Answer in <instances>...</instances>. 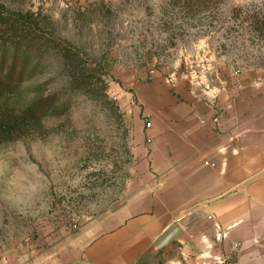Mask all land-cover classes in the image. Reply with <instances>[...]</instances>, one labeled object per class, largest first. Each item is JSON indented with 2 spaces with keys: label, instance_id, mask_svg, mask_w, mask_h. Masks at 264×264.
<instances>
[{
  "label": "rangeland",
  "instance_id": "rangeland-1",
  "mask_svg": "<svg viewBox=\"0 0 264 264\" xmlns=\"http://www.w3.org/2000/svg\"><path fill=\"white\" fill-rule=\"evenodd\" d=\"M0 2L34 12L43 33L87 69L83 84L58 51L17 56L15 76L26 73L2 101L48 111L27 135L0 142V264H47L61 243L127 198L133 128L114 96L123 81L141 73L212 84L264 66V0Z\"/></svg>",
  "mask_w": 264,
  "mask_h": 264
},
{
  "label": "crops",
  "instance_id": "crops-1",
  "mask_svg": "<svg viewBox=\"0 0 264 264\" xmlns=\"http://www.w3.org/2000/svg\"><path fill=\"white\" fill-rule=\"evenodd\" d=\"M114 96L133 128L129 195L47 264H264V66L212 84L140 73Z\"/></svg>",
  "mask_w": 264,
  "mask_h": 264
},
{
  "label": "trees",
  "instance_id": "trees-1",
  "mask_svg": "<svg viewBox=\"0 0 264 264\" xmlns=\"http://www.w3.org/2000/svg\"><path fill=\"white\" fill-rule=\"evenodd\" d=\"M47 25H50L49 23ZM51 36H46L34 12L11 10L0 2V142H8L30 133L41 123L43 115L48 111L41 103H33L17 110L5 104L2 98L13 92L24 78L26 70H21L19 78L15 76L19 66L17 57L21 51L59 52L60 60L68 75L75 82L85 83V62L69 46ZM15 54L10 60L6 54ZM28 64L22 62L21 68ZM44 109V110H43Z\"/></svg>",
  "mask_w": 264,
  "mask_h": 264
},
{
  "label": "built area",
  "instance_id": "built-area-1",
  "mask_svg": "<svg viewBox=\"0 0 264 264\" xmlns=\"http://www.w3.org/2000/svg\"><path fill=\"white\" fill-rule=\"evenodd\" d=\"M150 125V123H147V126H149ZM208 164V163H207ZM212 166H214V164H211Z\"/></svg>",
  "mask_w": 264,
  "mask_h": 264
}]
</instances>
